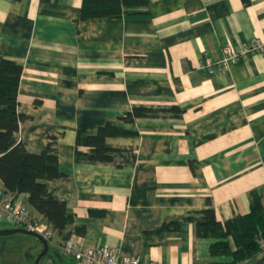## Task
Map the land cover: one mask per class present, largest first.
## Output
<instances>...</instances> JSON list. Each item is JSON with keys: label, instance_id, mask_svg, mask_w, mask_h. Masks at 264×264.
<instances>
[{"label": "crops", "instance_id": "crops-1", "mask_svg": "<svg viewBox=\"0 0 264 264\" xmlns=\"http://www.w3.org/2000/svg\"><path fill=\"white\" fill-rule=\"evenodd\" d=\"M81 1L0 0V59L22 65L17 139L31 151L54 140L62 174L47 183L74 212L69 235L145 262L228 259L182 219L207 197L221 221L255 195L264 203V51L213 72L202 62L217 61L225 43L264 41V0H148L88 20ZM172 104L181 115L119 119L133 105ZM107 120L137 133L106 137L111 158L91 159L83 138ZM16 200L52 231L59 258L75 261L28 194ZM176 219L178 229L156 231Z\"/></svg>", "mask_w": 264, "mask_h": 264}, {"label": "trees", "instance_id": "trees-1", "mask_svg": "<svg viewBox=\"0 0 264 264\" xmlns=\"http://www.w3.org/2000/svg\"><path fill=\"white\" fill-rule=\"evenodd\" d=\"M148 0H82L80 5L81 20L101 17H117L127 7L147 4ZM22 65L10 58L0 59V179L3 188L13 199L20 192L28 194V201L41 215L42 219L63 239L69 236L68 228L74 221V212L66 202L52 193L48 180L59 177L58 153L54 140L48 141L38 151L29 150L25 143L17 139L20 120L25 115L17 109V93ZM183 108L177 104L164 107L133 105L119 119L132 122L141 116L160 114L181 115ZM136 130L119 126L107 120L95 133L88 134L83 141L91 146L90 158L109 160L111 147L105 142L106 137L116 135H135ZM207 206L195 210L182 220L193 221L197 236L211 238L208 252L212 255L227 256L207 264H241L247 259L257 260L259 245L257 237L264 236V203L255 195L244 213H238L221 221L216 216L209 197ZM92 214H102L103 210L90 209ZM180 219L164 221L156 231L178 229ZM83 228L78 227V231ZM264 263V262H263Z\"/></svg>", "mask_w": 264, "mask_h": 264}, {"label": "built area", "instance_id": "built-area-1", "mask_svg": "<svg viewBox=\"0 0 264 264\" xmlns=\"http://www.w3.org/2000/svg\"><path fill=\"white\" fill-rule=\"evenodd\" d=\"M262 51H264V41L258 37L239 46L228 42L223 45L222 55L217 61L213 62L206 58L202 62V67L208 72H213L217 68L227 67L230 62L242 59L249 52ZM0 216L9 223L37 230L48 239L51 238L52 231L43 223L33 220L28 210L16 198L13 199L7 194L3 187H0ZM257 241L259 255H263L264 236L260 234V231ZM59 248L62 253L73 258L78 264H161L159 261H142L138 256L120 255L116 248L108 243L86 245L72 235L63 239Z\"/></svg>", "mask_w": 264, "mask_h": 264}, {"label": "rangeland", "instance_id": "rangeland-1", "mask_svg": "<svg viewBox=\"0 0 264 264\" xmlns=\"http://www.w3.org/2000/svg\"><path fill=\"white\" fill-rule=\"evenodd\" d=\"M0 225L16 226L15 224L6 222V220L0 216ZM40 245H36V240L29 234L23 232H13L8 234H0V264H33L34 256L37 253V249ZM27 249L29 252L27 253ZM55 247L51 244L48 253L51 256L45 255L39 262L44 264L46 259H54V264H77V262L65 258L64 261L59 258V255L55 253ZM52 257V258H51ZM253 259H247L242 264H252ZM264 264V263H262Z\"/></svg>", "mask_w": 264, "mask_h": 264}, {"label": "water", "instance_id": "water-1", "mask_svg": "<svg viewBox=\"0 0 264 264\" xmlns=\"http://www.w3.org/2000/svg\"><path fill=\"white\" fill-rule=\"evenodd\" d=\"M13 232H23L26 234L31 235L34 237L36 240V245H40V249L34 256L33 264H39L40 260L45 256H51L50 253H48L50 245H51V238L48 239L45 237L42 233H40L37 230L34 229H29L24 226H6V227H1L0 228V234H8V233H13ZM56 252L60 256V252L55 249ZM27 253L29 252V249L26 251ZM264 262V254L261 255L257 260H255L252 264H262Z\"/></svg>", "mask_w": 264, "mask_h": 264}, {"label": "bare ground", "instance_id": "bare-ground-1", "mask_svg": "<svg viewBox=\"0 0 264 264\" xmlns=\"http://www.w3.org/2000/svg\"><path fill=\"white\" fill-rule=\"evenodd\" d=\"M17 226H19V225H17Z\"/></svg>", "mask_w": 264, "mask_h": 264}]
</instances>
